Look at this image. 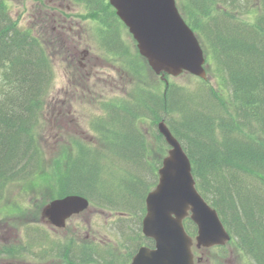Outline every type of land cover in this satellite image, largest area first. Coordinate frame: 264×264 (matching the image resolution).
Here are the masks:
<instances>
[{
  "label": "trees",
  "instance_id": "1",
  "mask_svg": "<svg viewBox=\"0 0 264 264\" xmlns=\"http://www.w3.org/2000/svg\"><path fill=\"white\" fill-rule=\"evenodd\" d=\"M85 1L87 16L98 19L105 13L109 26L117 22L109 4H102L101 0ZM184 3L181 13L216 58L221 85L215 89L207 80H200L193 88L169 83L161 96L139 86L141 95L134 98L136 103L121 108L117 101L104 115L93 119L97 122V136L109 151L80 148L64 167L62 159H53L51 167L58 168V177L63 175V194L85 195L98 207L138 209L134 226L128 224L131 219H121L120 227L128 230L126 240L131 249L141 241L152 244L150 238L142 235L139 222L145 194L154 185V168L147 172V180L142 179L141 168L144 170L146 165L141 157L144 136L136 123L141 116H149L154 124L165 119L184 145L196 186L217 209L231 234L230 242L253 264H264V0H184ZM250 13V20L241 18L242 14ZM104 25L102 32H110L105 29V21ZM244 47H248V54L253 57L248 56V63L241 64L240 51ZM52 75V61L43 42L29 29L20 27L6 1L0 0V199L8 185L30 180L42 171L44 158L38 129ZM149 98L155 102L153 108L144 106L150 103ZM107 115L137 133L139 137L136 134L134 137L139 140L133 142L128 135L122 140L114 134L110 129L114 122L104 120ZM154 132L163 141L158 130ZM139 143V159L137 153L132 156L125 153L137 149ZM89 154L93 156L90 161ZM103 154L112 156L107 158L106 172L97 161ZM122 162L136 163L138 171L132 180L125 171L129 179L118 185L114 178L121 171ZM105 174L108 180H104ZM134 179L145 183L140 195H137L139 183L132 184ZM187 221L188 231L194 234L195 227L190 219Z\"/></svg>",
  "mask_w": 264,
  "mask_h": 264
},
{
  "label": "rangeland",
  "instance_id": "2",
  "mask_svg": "<svg viewBox=\"0 0 264 264\" xmlns=\"http://www.w3.org/2000/svg\"><path fill=\"white\" fill-rule=\"evenodd\" d=\"M5 1L19 26L32 31L44 43V48L52 61L53 75L48 93L44 98L45 101H43L45 104L42 107V120L38 129L39 141L42 145L41 154L44 158L42 171L39 170L37 172L39 174L33 175L30 180L26 179L8 185L2 194L5 197L1 196L0 199V246L1 242H8L6 244L3 242V249L11 241H24L25 230L29 231L30 228V232H34V229L43 228L45 223L40 219L43 208L54 198L63 194V175L60 174L58 177L60 173L58 168L51 167V164L54 163L53 159H62V167H64L70 158L77 156V150L84 148L81 145L85 144L92 148L98 147L100 152L109 151L107 145L101 144L98 136L94 134L95 130L93 129L94 132L91 131L89 123L92 117L103 115L117 101H120L117 106L121 108L131 105L132 102L136 103L137 100L134 101V98L137 99L141 95L139 86L147 89L152 95L155 94L154 96H161L165 90L164 79L155 74L147 62L142 60L136 49L135 40L125 26L120 28L117 26V31L122 36L127 54L136 62L133 67L125 64L128 62H124L126 55L110 58L99 49V39L97 33L94 32L96 25L90 21L94 18L87 16L89 12L85 9L84 2L75 0L76 5H74L72 0ZM176 4L181 10L180 12L184 13V0H176ZM58 6L61 8H58ZM67 6H70L71 9L68 16L74 14L76 17L78 15L86 19H81L83 23L77 31L78 33L72 32L69 37L67 35L69 22L67 20L63 21L62 17L65 14L61 13ZM101 15L104 17L105 13H101ZM241 18L250 20L252 13L242 14ZM57 31H63L65 35L60 37ZM62 39L64 40L62 41ZM200 43L206 56L207 83L217 89L222 82L221 72L217 69V60L212 55L209 46L201 39ZM83 50L88 53L84 55ZM80 61L85 65L82 66ZM166 79L169 83L187 88H193L200 83L199 77L188 72L178 76L166 75ZM144 94L149 96L147 91ZM153 101L152 98H149L150 103L144 106L150 108L152 105L153 108L155 106ZM104 120L107 123L114 122V126L111 125L112 128L110 129L114 134L119 135L122 140L125 135L132 136L130 140L133 142L139 140L134 137L135 134L139 137L137 133L134 134L131 130L125 129L124 126H121L120 121L112 118L111 115H107V120ZM155 124L149 116H141V119L136 123L137 129L141 133L144 131L142 133L144 147L141 157L143 165L144 163L146 165L144 170L141 168L143 172L140 176L142 179L147 180L149 178L147 172L150 173L153 167L154 184L158 178L157 169L168 149L167 143L163 140L164 143L155 134L154 130L157 131ZM93 125H97V122L93 121ZM139 146L140 143L137 144V149L126 150L125 153L128 156L137 153V159H139V151L141 150V146ZM101 156L103 158L98 156L97 161L106 172V168L109 166L107 158L112 156L111 154ZM92 158L93 156L89 154L88 160L90 161ZM120 165H122V169L116 173L114 178L115 184L118 185L129 179L126 172L132 180L134 175L137 174L136 171H138L136 163L127 165L122 162ZM108 179L109 177L105 174L104 180ZM137 183L139 182L136 179L132 181V184L137 185ZM137 187V195H140L144 190L145 183L140 182ZM124 190L126 191V189ZM117 211L111 208L99 210L92 205L87 210L71 216L63 227H54L56 233L48 229H46L48 232L42 229L40 231L43 235L45 234L47 240L55 236V242L59 246L70 247L67 243L74 241L76 243L73 247L77 248L80 244L78 241L89 240L94 242L97 240L98 235H103L98 236L101 239L99 242H109L107 247H105L106 244L103 247L106 248L110 256H124L129 259L135 250L128 246L125 232L128 230L121 229L119 231L115 223L118 218ZM137 211L138 209H135V211L125 210L128 215H139ZM135 221V219H132L128 224L134 226ZM94 234V238L89 237ZM35 236L37 238L31 239L37 240L38 236ZM195 244L194 240L192 251L195 256H202L200 264H253L251 259L245 257L234 243L229 242L223 246L206 248H198ZM49 257H55V254H50L46 258ZM113 257H110L109 260H113ZM30 260H33L32 263L35 262L33 258ZM0 264H4V262L0 260ZM59 264L68 263L60 261ZM111 264H114L113 261Z\"/></svg>",
  "mask_w": 264,
  "mask_h": 264
},
{
  "label": "water",
  "instance_id": "3",
  "mask_svg": "<svg viewBox=\"0 0 264 264\" xmlns=\"http://www.w3.org/2000/svg\"><path fill=\"white\" fill-rule=\"evenodd\" d=\"M137 41L139 52L157 73L177 76L188 71L206 79L205 57L199 40L180 15L175 0H109ZM170 149L158 170L156 187L146 196L142 230L154 239L153 248L142 246L131 264H194L192 238L182 220L190 216L197 226V247L224 244L230 239L217 210L195 186L190 158L164 120L157 124ZM88 206L81 195H66L43 208L51 223Z\"/></svg>",
  "mask_w": 264,
  "mask_h": 264
},
{
  "label": "flooded vegetation",
  "instance_id": "4",
  "mask_svg": "<svg viewBox=\"0 0 264 264\" xmlns=\"http://www.w3.org/2000/svg\"><path fill=\"white\" fill-rule=\"evenodd\" d=\"M58 8H61L58 6ZM63 21L67 20V17L63 16ZM81 25L76 21L74 22L72 19L69 21V27L67 30L68 37L73 33H78ZM62 28V26H61ZM57 33L60 37H63L65 34L63 31ZM113 35V34H112ZM64 39H62L63 41ZM113 40H116L115 38ZM86 55L88 52L83 50L82 52ZM80 64L84 66L85 64L80 61ZM101 210V209H99ZM45 224L43 226V230L47 231L50 230L53 233H56V229L53 225L49 223V219L47 217L40 218ZM135 218L133 217V220ZM39 227V226H38ZM48 229V230H46ZM35 230V229H34ZM53 230V231H52ZM89 234V233H88ZM35 235L38 236L37 240H33L31 238H37ZM103 236V235H99ZM55 236L53 238L48 239L47 241L44 240L39 234H35L33 231L30 232L25 230L24 241L21 240H14L9 242L8 245H5L3 249L2 244L8 243L6 241L1 242L0 246V260L4 262V264H59L60 261L63 263L68 264H110L109 262V254L106 248H103V245H109L108 241H101L99 242L100 237L97 236V240L94 242L87 241L86 244L81 247H62L56 244ZM89 237L94 238V235H90ZM87 237V238H89ZM32 240V241H30ZM41 240V241H39ZM82 241H78L81 243ZM76 242H68V246L75 245ZM146 243V242H145ZM147 244V243H146ZM144 245V244H143ZM140 246V245H139ZM151 246V245H148ZM153 246V245H152ZM151 246V247H152ZM50 254H55V257H48ZM34 259L31 261L30 259ZM29 260V261H28ZM114 262L116 264H129L130 259H126L123 257H114ZM31 261V262H30Z\"/></svg>",
  "mask_w": 264,
  "mask_h": 264
},
{
  "label": "bare ground",
  "instance_id": "5",
  "mask_svg": "<svg viewBox=\"0 0 264 264\" xmlns=\"http://www.w3.org/2000/svg\"><path fill=\"white\" fill-rule=\"evenodd\" d=\"M237 33V32H236ZM235 33V34H236ZM234 34V35H235ZM240 34H246V33H240ZM247 42V41H246ZM248 43V42H247ZM248 47H244V48H242V50L240 51V57H239V61H240V63L241 64H246V63H248V56H249V58L251 59L253 56L251 55H249L248 54ZM229 60H230V58H229ZM230 62H231V60H230ZM246 78H248V74H247V77ZM51 79V78H50ZM246 81H248V80H246ZM50 84V83H49ZM207 84V83H206ZM51 85V84H50ZM204 86V85H203ZM206 88V87H205ZM168 89V88H167ZM202 89V88H201ZM48 90H49V88H48ZM47 90V91H48ZM44 94V93H43ZM45 94H46V91H45ZM49 95V94H48ZM200 96H201V94H200ZM42 97H44V95L42 96ZM41 101H43L42 99H41ZM45 101V100H44ZM45 104V103H44ZM152 106V105H151ZM172 108V107H171ZM156 111V110H155ZM154 112V111H153ZM160 112V111H159ZM119 113V112H118ZM156 114V113H155ZM158 119V118H157ZM39 124V123H38ZM155 128V127H154ZM171 128V127H170ZM172 130V129H171ZM36 131V130H35ZM155 131V130H154ZM144 132V131H143ZM142 132V133H143ZM157 132V131H156ZM173 132V131H172ZM35 133V132H34ZM174 133V132H173ZM175 134V133H174ZM161 135V134H160ZM159 135V136H160ZM146 136V135H145ZM38 137V136H37ZM145 140H147L146 138H145ZM38 142H40V141H38ZM146 142V141H145ZM159 142H161V141H159ZM165 143V142H164ZM41 146V149H42V145H40ZM184 146V145H183ZM39 148V147H38ZM185 148V147H184ZM40 151V150H39ZM149 167V166H148ZM153 178V177H152ZM157 180V179H156ZM154 181V180H153ZM196 184H197V182H196ZM4 190V189H3ZM4 192H2V194H3ZM2 196H4V195H2ZM5 197V196H4ZM3 198V197H2ZM139 212V211H138ZM135 224V223H134ZM187 224H188V222H187ZM113 228H114V226H113ZM135 228V227H134ZM137 228V227H136ZM136 230V229H135ZM118 231V230H117ZM139 235V234H138ZM127 236H128V234H127ZM124 237V236H123ZM122 242V241H121ZM125 242V241H124ZM126 243V242H125ZM124 243V244H125ZM126 245V244H125ZM129 246V245H128ZM132 251V250H131Z\"/></svg>",
  "mask_w": 264,
  "mask_h": 264
}]
</instances>
